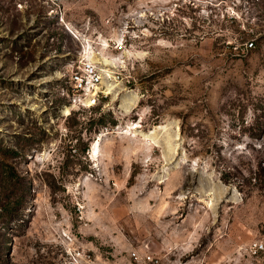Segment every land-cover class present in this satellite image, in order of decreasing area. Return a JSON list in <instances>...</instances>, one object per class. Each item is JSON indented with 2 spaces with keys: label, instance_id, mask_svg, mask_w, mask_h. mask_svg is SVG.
I'll list each match as a JSON object with an SVG mask.
<instances>
[{
  "label": "rangeland",
  "instance_id": "obj_1",
  "mask_svg": "<svg viewBox=\"0 0 264 264\" xmlns=\"http://www.w3.org/2000/svg\"><path fill=\"white\" fill-rule=\"evenodd\" d=\"M70 249L264 264V0H0V264Z\"/></svg>",
  "mask_w": 264,
  "mask_h": 264
},
{
  "label": "built area",
  "instance_id": "obj_2",
  "mask_svg": "<svg viewBox=\"0 0 264 264\" xmlns=\"http://www.w3.org/2000/svg\"><path fill=\"white\" fill-rule=\"evenodd\" d=\"M74 98L73 106L78 109L94 108L99 105L102 93L103 74L93 63H82L73 74ZM60 264H94L91 254L78 249H70ZM126 264H198L193 261L186 263H166L162 256L150 251L133 250Z\"/></svg>",
  "mask_w": 264,
  "mask_h": 264
},
{
  "label": "trees",
  "instance_id": "obj_3",
  "mask_svg": "<svg viewBox=\"0 0 264 264\" xmlns=\"http://www.w3.org/2000/svg\"><path fill=\"white\" fill-rule=\"evenodd\" d=\"M253 45V44H252Z\"/></svg>",
  "mask_w": 264,
  "mask_h": 264
}]
</instances>
